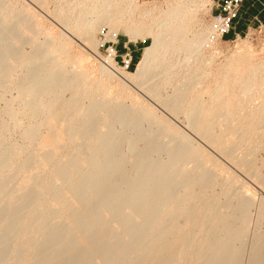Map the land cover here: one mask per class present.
Wrapping results in <instances>:
<instances>
[{
	"label": "bare ground",
	"instance_id": "obj_1",
	"mask_svg": "<svg viewBox=\"0 0 264 264\" xmlns=\"http://www.w3.org/2000/svg\"><path fill=\"white\" fill-rule=\"evenodd\" d=\"M3 1L0 33H6L7 41H0V90L6 95L14 88L21 105L14 111L13 100L2 95L0 120L3 115L8 120L0 123V234H7L12 245L0 263L32 250L23 264H236L241 252L237 244L253 199L233 190V180L221 179L214 169L209 170L201 148L158 112L147 106L133 109L105 91L103 78L91 79L92 74L76 57L67 65L62 62L60 57L67 58L69 44L61 40L68 35L69 43H73L77 37L95 49L98 40L94 35L102 29H107L111 40L120 31L131 41L149 38L135 72L123 76L161 110L185 116L192 131L232 163L245 168L244 172L249 170L251 178L260 176L254 155L264 150V133L259 134V140L255 138L264 127V62L250 68L247 62L251 53L239 52L218 71V82L207 89L201 87L200 56L208 38L206 32H192V13L180 0L150 22L148 16L126 19L131 8L123 0H72L58 10L50 0H32L37 11L52 15L60 24L57 39L44 32L36 11L20 5L22 11L16 12L12 0L9 7ZM86 1L89 7L77 11ZM25 31L31 35L26 38L27 44L34 49L11 53V46L21 42L18 37ZM38 35L44 36L41 42L36 41ZM7 44H11V52ZM105 63L116 69L110 59ZM181 67L190 69V74L176 84ZM19 69L25 70L20 80ZM102 70L107 72L104 67ZM172 84L171 93L162 94ZM120 85L121 90H127L125 83ZM25 117L32 123L22 131L24 143L33 144L40 132L47 130L61 148L71 145L76 153L63 161L56 150L34 153L24 144V160L13 162L16 153L1 146L7 140L4 135L19 128ZM141 123H157L163 131L159 132L177 139L164 149L161 146L164 156L145 157L151 150L149 143L142 150L136 147L138 152L134 153L135 142L143 137L138 131ZM123 124L132 131L130 138L118 130ZM146 134L145 138L153 137ZM120 135L128 139L123 137L125 150L115 155V148L122 143ZM238 150L242 157L235 155ZM8 170L12 171L9 178ZM215 186H220L219 193H214ZM195 187H199L196 194ZM65 193L73 201L67 200ZM258 221L264 222V210ZM258 237L259 248L264 238L262 234ZM252 255L260 257L257 248ZM253 260L250 264H256Z\"/></svg>",
	"mask_w": 264,
	"mask_h": 264
},
{
	"label": "rangeland",
	"instance_id": "obj_2",
	"mask_svg": "<svg viewBox=\"0 0 264 264\" xmlns=\"http://www.w3.org/2000/svg\"><path fill=\"white\" fill-rule=\"evenodd\" d=\"M1 1L2 0H0V3H1ZM12 1L11 0H5V1H3V3L7 7L12 5L11 2L13 4H15L12 6L14 7V10L16 12L22 11V9L30 10L31 12L36 11L35 13H38L36 16V17H38V19L37 18L36 19L41 24L40 26L44 30V32L46 31L48 33L47 34L48 37L51 39L59 38L60 29H61L60 24L55 20V18L52 15L44 13L43 10L40 11L38 9V11H37V6L32 0H12ZM71 1L72 0H60V1L50 0V3H51L52 7L56 6V7H53L55 10H58L62 7L69 5L71 3ZM180 1H184L187 4L188 10L192 13V23H191L192 32H206V36L208 38L207 43H205L203 45V48L201 51V56H200L202 66L199 69L198 73L201 72V70H202V72L199 73L198 76L201 77V79H202L201 80V87H203L204 89L205 88L207 89V88H210V86H213L214 83L218 82V80H219L218 79V74H219L218 71H221L227 65V63L229 62V59L233 56L235 57V55H237V53L242 54V52L246 53L248 51L251 53V57L249 58L250 60L247 62V64H249L250 68H252V67L255 68L254 65L258 66L259 63L264 62V28L252 27L251 29L245 30L240 35L233 36L230 39H227L224 36L222 38H220L218 36V34L214 31L212 17L218 13L216 6H217V4H219L221 2V0H180ZM53 2H54V4H53ZM177 2H178V0H123V4L125 6L131 8L129 12L127 11L128 13L125 15V18L130 21V20H141L145 16H148L149 19H147V21L150 22L152 20L161 18L163 16L164 11H166L167 8L174 7L177 4ZM89 5H90V2L86 1V3H84L82 6H80L77 9V11H80L82 9L87 8V7H89ZM19 6L22 9L19 8ZM17 7H18V11L16 9ZM31 9L34 11H32ZM12 23H13V21L10 22V24H12ZM13 27L14 26H11V29H13ZM14 29H13V31L16 32V30H14ZM4 34H5V36H4ZM1 35L4 36L3 37L4 40L1 37ZM22 36L23 37L25 36V38L23 39V37H18V39L21 38L22 40H21V42L16 43L15 46H13V45L11 46V44L10 45L7 44L8 50H9L10 46L13 47L12 49L10 48L12 52L9 50L11 53H13L17 49H18L17 51L22 49V50H24V52L29 53L28 51L32 52V50L34 49L33 47H30L31 45L27 44L28 42L26 40V38L28 36H31V35L27 31H25ZM94 36H95L96 40H98V44L95 47L96 50L94 48L90 47L89 45H87L85 42H83L82 39H78L77 37H75L73 43H71V42L69 43V37L67 35L66 36L67 38L62 39L61 43H64V45L69 44L66 46L69 54H67L66 59H65L66 56L65 57L61 56L60 60L62 62H65V64L67 65L68 61L69 62L74 61V57H76V59L78 61H80L81 67L83 66V68H85V71H87V73L89 75L92 74L91 79H93L94 81H97V79H99L100 77H101V79L103 78L102 81H103L104 85L106 86L105 91H110V93L117 95L119 98H121L123 100V102L126 105L132 106L133 109H137L141 106L142 107L147 106L148 108L153 109L156 113L158 112L159 114L158 113L157 114L159 116H163L164 119L166 118V120H168L171 127L173 126V128H176L179 131H181L182 133H184L193 142V144H196L197 146H199L201 148V150L203 151V160L205 162V166L208 167V169L210 168L209 166H211V169H209V170L214 169L213 171L214 172L216 171L215 174L221 179L233 180L232 181L233 190H235L237 192L239 191L240 193H243V194L245 193V195H249L253 199L254 203H253L252 207H250V209H249V213H248L249 217L247 219V221H248L247 225H245L246 226L245 231H243V233L241 235L242 237H240V241L237 244V246L240 248L241 252L239 253V256L236 259L237 260L236 264H250V262L253 259H255V261L257 260L256 264H264V239H262L263 243L259 248H258V246L260 244L258 245V243H257L258 238H259L258 237L259 234H262V237L264 238V222L260 223L258 221L259 214L262 212V210H264V205H262V204H264V202H263L264 201V184H262V183H264V181H263L264 180V177H263L264 176V165H263L264 150L258 151L254 155L255 165L258 167V169H261L259 171L260 176L258 178H254V177L251 178V176H250L251 172L249 170L244 172L243 169H245V168L240 167V166L232 163L222 153H220V151L216 150L215 148H212L195 131H192V129L186 125L185 116H183V115L174 116L170 113H167V111H165V110H161L162 108L160 106L158 107V104L155 101H153L149 98L147 99L145 94L143 92H141V89L139 91V88L137 86H135V84L130 79L125 78L123 76V74H126V73L132 74L135 72L136 64H137V62L141 56L142 49L149 44V41H150L149 38H146L145 40L137 39L136 41H131L125 34H123L122 31H120L114 36V40H111L110 34L107 33V29H102L101 32H99V31L96 32ZM37 37H36V41L41 42L42 41L41 39H43L44 36L38 35ZM5 38L7 39L6 33H4V32H3V34L0 33V41L6 43L7 40ZM23 41L26 42V44ZM118 41L128 42L129 44L133 45V48L136 50L133 53L132 52L130 53V51H127L130 54L131 60H132L130 63V66L127 70H125L123 68L122 64L119 62V56H118L119 53L117 52V50L113 46ZM1 44H0V46H1ZM15 47H19V48H15ZM31 48H33V49H31ZM114 52H115V55H114ZM14 53H16V51ZM113 56H115V58ZM173 57L175 59L182 60L181 56L175 55ZM63 58H64V60H63ZM76 59H75V61H77ZM107 59H110L114 63V66L116 69L110 67V65H108V63H105V60H107ZM201 62H200V64H201ZM205 65H206V67H205ZM103 67L106 68L107 72L106 71L103 72V70H102ZM73 68H76V66H73ZM23 71L25 72L24 69H19L17 71L18 80H20V77H22V75L24 73ZM178 74L179 75H177V77L179 79L177 78L175 80L176 84L181 82L185 78H187V76L190 74V69H188L186 67H181L178 70ZM180 77H181V80H180ZM122 82L126 84V89H127L126 91H127V94L129 92V95L126 94V91L120 89V86H121L120 83H122ZM107 85H108V88H107ZM112 87H113V89H112ZM169 87L170 86H167L164 89L165 91L162 90V94H164V95L170 94L171 89H173L174 86L172 84V86L170 88ZM1 93L2 92L0 90V108L4 107V101L2 99V95H4L6 100H13L12 108L15 109L14 111H17V109H19L21 104L19 103L20 100L17 97V93H16L15 89L11 88L8 91V93H6V95L4 93H2V94ZM65 95L67 96V94H65ZM204 97H205L204 99L206 100L207 96H204ZM150 101H152V102H150ZM256 103H257V101L254 102V104H256ZM2 119H4V120H2ZM6 120H8V116L3 115V117L0 120V123H3ZM22 120L20 121L21 124H20L19 128L10 129V132L8 131V133L4 135V140L6 138H7V140H5L6 143L4 142L3 145L1 146L2 149H4V150L10 148L13 150V152L16 153L13 162L17 163L18 161L24 160L23 158H25V156L21 152V148L24 144L29 145V147L31 146L30 150H31V152H34V153H49V152H53L54 150H56L57 152L56 151H54V152H56L57 154L60 153L61 154V160H63V161L66 160V158L71 157V155L73 156V153L74 154L76 153V152H74L76 150L71 145H68L65 148L64 147L61 148V146H60L61 144H59V142H55L54 139H52L51 135L49 133H47L48 132L47 130H44V131L42 130L40 132L39 136L36 138L35 142H33V144L30 145L29 143H26V142L24 143V141L21 138L22 131L26 126L29 125L30 122L32 123V119L29 117H25ZM155 125H156V127L154 128ZM120 126H118L119 129L117 128L120 131V134L123 135L122 133H124V135L126 137L130 138L132 135L131 134L132 131L130 132L129 128L124 124H123V126L122 125H120ZM140 126L142 129H139ZM140 126L137 127V129H139L138 131L142 132V134H143V137L141 138L142 141L140 139H138L135 142L134 148L132 150L137 151L139 148H141V150H142L143 148H145L143 146L147 145V143H149V145L150 144L156 145V146L152 145L153 147H151V145H150L151 150L145 153L146 154L145 157H147V158H156V156H157V158H160V157L164 156V154H162L163 150H162L161 146H163V149H164V147H168V145H173V143H175L177 140L174 137H172L173 138V140H172L171 135L169 133L168 134L165 132H164L165 134L161 133L163 131L158 129V127L159 128H161V127H160V125H157V123L154 124V126L152 123H150V124L148 123V125L146 123H141ZM151 126H152V128H151ZM155 129H158V130H155ZM149 130H151V131H149ZM259 130H260V132L258 131V134L255 135V138H257L256 140H259L258 139L259 134L264 133V127H260ZM159 131H161V132H159ZM127 132H128V134H127ZM145 133H147L146 134L147 136L151 133L154 138L157 135H160V137L157 136L158 137V138L156 137L157 139L155 138V140H150V139H154V138L153 137H146L145 138L144 137ZM155 133H156V135H155ZM129 134H130V136H129ZM125 136H121V138H120L121 140H119L120 143L122 142L120 144L121 146L118 143V146L115 148L113 154L116 152L115 155H118V152L120 150L121 151L125 150V143H124V142H126ZM165 136L167 138H169V141H172V142H170V144H167L169 142H167L168 139ZM39 137H40V139H39ZM123 137H125V138H123ZM128 138H126V140ZM159 139L162 141H160ZM162 142L164 143L165 146L163 145ZM143 143H144V145H143ZM13 144L15 146H13ZM43 147H44V149H43ZM136 147L138 148L137 150H136ZM152 148H154V149H152ZM155 148H157L158 150L161 149V151L159 150V152L161 154L160 153L158 154L157 149H155ZM121 151L119 153H121ZM133 151H130L131 154H133L132 153ZM135 151H134V153H136ZM153 151H154V153H156V152L157 153L151 154V156H150V154L148 155V153H152ZM130 152L128 154H130ZM65 154H68V155H66V157H65ZM235 155L237 157H242L243 153L241 150H238V151H236ZM213 160L215 161V163ZM216 163L219 165V167ZM191 165H187V167H191ZM227 173H228V175H227ZM9 175L10 176L12 175L11 170H8V172L6 173V177L9 178ZM237 179H238V181H237ZM233 183H235V185ZM242 184H244V185H242ZM216 187H218V188H216ZM234 188H236V189H234ZM237 188H238V190H237ZM197 192H199V187H195L193 189L194 194H196ZM219 192H220V186H215L214 193H219ZM65 198L69 201H73V199L71 198L69 193H65ZM52 205H53V202H52ZM54 207L57 208L58 205L57 204L55 205V203H54ZM7 236L8 235L5 233L0 234V258H4L9 253V251L11 249L12 241ZM29 239L34 240L33 237H30ZM256 248H257V251H259V254H260L259 256L262 259L260 257H257V258L253 257L252 251H254ZM31 251L32 250H28L25 256L24 255H17L12 260L5 261V262H2L0 264H23L25 262L24 260L26 259V257L30 256ZM260 260H261V263H260ZM258 261H259V263H258Z\"/></svg>",
	"mask_w": 264,
	"mask_h": 264
},
{
	"label": "crops",
	"instance_id": "obj_3",
	"mask_svg": "<svg viewBox=\"0 0 264 264\" xmlns=\"http://www.w3.org/2000/svg\"><path fill=\"white\" fill-rule=\"evenodd\" d=\"M252 27L264 28V0H243L236 18L232 21L230 31L224 37L230 39ZM113 46L119 57L127 51L130 53L136 51L128 42L118 41Z\"/></svg>",
	"mask_w": 264,
	"mask_h": 264
},
{
	"label": "built area",
	"instance_id": "obj_4",
	"mask_svg": "<svg viewBox=\"0 0 264 264\" xmlns=\"http://www.w3.org/2000/svg\"><path fill=\"white\" fill-rule=\"evenodd\" d=\"M242 2L243 0H221L217 4L218 13L212 17V21L214 31L220 38L230 31L232 21L236 18ZM113 57L115 58V56ZM131 61V56L128 52L119 57V62L125 70L129 68Z\"/></svg>",
	"mask_w": 264,
	"mask_h": 264
}]
</instances>
